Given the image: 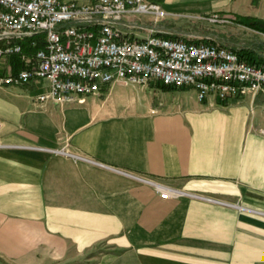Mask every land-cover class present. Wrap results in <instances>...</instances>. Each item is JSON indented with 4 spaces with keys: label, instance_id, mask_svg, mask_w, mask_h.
I'll use <instances>...</instances> for the list:
<instances>
[{
    "label": "crops",
    "instance_id": "crops-1",
    "mask_svg": "<svg viewBox=\"0 0 264 264\" xmlns=\"http://www.w3.org/2000/svg\"><path fill=\"white\" fill-rule=\"evenodd\" d=\"M146 1L166 13L152 27L182 39L194 36L170 22L230 20L209 38L263 61L246 24L264 28V0ZM47 88L0 87V264H264L261 94L211 104L114 81L39 104Z\"/></svg>",
    "mask_w": 264,
    "mask_h": 264
},
{
    "label": "built area",
    "instance_id": "built-area-1",
    "mask_svg": "<svg viewBox=\"0 0 264 264\" xmlns=\"http://www.w3.org/2000/svg\"><path fill=\"white\" fill-rule=\"evenodd\" d=\"M164 19L146 0H0V87L44 79L48 88L37 102L58 105L97 95L114 81L190 88L202 103L264 98V57L250 61L210 38L166 37L152 27ZM206 20L229 23L217 14ZM123 28L147 36L130 38ZM148 183L161 199L180 195Z\"/></svg>",
    "mask_w": 264,
    "mask_h": 264
},
{
    "label": "rangeland",
    "instance_id": "rangeland-1",
    "mask_svg": "<svg viewBox=\"0 0 264 264\" xmlns=\"http://www.w3.org/2000/svg\"><path fill=\"white\" fill-rule=\"evenodd\" d=\"M193 19H196V18H193ZM199 21H201V20H199ZM199 21H197V20L191 21V20H188L185 18H180L179 22H178V20L172 21V22H170L171 24H169V26L173 27V28L175 27V25L178 27H181V29L183 30L182 32H186V33H189V34L194 36V38L192 39L194 41H199V39H202V38L203 39L209 38L210 34L215 33V32H213V29H216L217 27H223L220 29L224 30V31H227L228 29H233L232 28L233 26H232V23L230 20H229V23H226V24H219V23L213 24V23H210L208 21H203V23H202V21L201 22H199ZM229 33L232 34L233 32L232 31L227 32L228 35H229ZM239 33H242V35H245L246 32L240 31ZM201 36H202V38H201ZM255 37H257V36H255ZM258 37H260V35H258ZM256 40H258V38H256ZM167 93H168L169 99L175 98L177 95L182 97L185 100L184 104H182V106L184 108L189 106V103L192 101V99H195V96L191 90H183V91L170 90ZM172 102H173V100H172Z\"/></svg>",
    "mask_w": 264,
    "mask_h": 264
},
{
    "label": "trees",
    "instance_id": "trees-1",
    "mask_svg": "<svg viewBox=\"0 0 264 264\" xmlns=\"http://www.w3.org/2000/svg\"><path fill=\"white\" fill-rule=\"evenodd\" d=\"M246 26L248 28H251L257 32H260V33H264V28L258 23V22H250V23H247ZM166 37H169V38H178L176 36H172V35H165ZM241 57H244L246 56L247 54H249L248 50H245V49H240V50H235ZM253 59H250V61H252ZM162 88L164 89H174V88H171V87H167V86H163L162 85Z\"/></svg>",
    "mask_w": 264,
    "mask_h": 264
}]
</instances>
